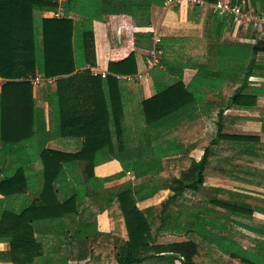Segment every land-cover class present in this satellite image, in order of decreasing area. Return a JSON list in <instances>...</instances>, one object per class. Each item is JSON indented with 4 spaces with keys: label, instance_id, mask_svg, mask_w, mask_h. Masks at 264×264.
<instances>
[{
    "label": "trees",
    "instance_id": "1",
    "mask_svg": "<svg viewBox=\"0 0 264 264\" xmlns=\"http://www.w3.org/2000/svg\"><path fill=\"white\" fill-rule=\"evenodd\" d=\"M83 1L64 0L61 5L67 17L41 18L38 24L34 12L57 9V0H0V15H7L9 21L0 27V77L7 79L0 85V194L32 195L29 203L18 209L6 207L0 211V242L9 244L8 257L13 264H68L62 244L85 242L98 230H105L106 210L117 200L127 232V240L114 255L118 264L147 260L193 264L197 254L194 240L156 243L154 236L197 232V214L191 211L192 206L179 204L173 208V203L186 190L197 191L208 148L200 160L191 159L183 177L135 184L128 180L112 188H104L103 184L127 173L135 180L161 173L163 159L181 153L184 146L176 138L159 136L183 120H193L208 92L220 91L230 82L236 86L230 100L240 105L251 99L247 105L252 106L257 96L264 95V82L253 87L249 81L250 76L264 77V59L257 58L259 52H264V43L256 40L252 45H230L228 58L219 60L216 72L197 70L187 85L182 82L186 66L175 68L161 57L154 67V72L160 74L152 76L154 95L134 103L125 100L123 88L127 81L115 77L136 72L133 52L120 61L109 62V74L104 78L92 75L87 68L78 70L96 62L93 15L81 9ZM203 1L210 4L217 0ZM229 2L234 4L236 0ZM261 7L264 12V2ZM200 9L185 4L177 7L183 20H196ZM72 12L85 18L73 21L68 17ZM146 36L149 42L151 35ZM249 36L256 38L255 33ZM162 39L156 42L161 51ZM36 72L57 77V89L48 95L47 130L34 122L35 103L27 79ZM166 74L173 76L171 81L164 80ZM225 110L226 106L217 113V139L222 137L220 120ZM56 136L82 137L83 145L75 153L47 148L46 143ZM113 159L120 163L121 171L95 177L93 168ZM33 162L40 164V169L28 170ZM193 171L195 179L187 181ZM66 189L69 193L60 199L59 192ZM162 189H168V193L158 205L159 224L152 231V220L137 202ZM85 199L97 207L96 220L80 218ZM237 250L242 251L239 246ZM231 255L247 262L236 253Z\"/></svg>",
    "mask_w": 264,
    "mask_h": 264
},
{
    "label": "crops",
    "instance_id": "2",
    "mask_svg": "<svg viewBox=\"0 0 264 264\" xmlns=\"http://www.w3.org/2000/svg\"><path fill=\"white\" fill-rule=\"evenodd\" d=\"M86 1H83L81 9L90 11L93 15L96 62L94 66L78 70L97 68L109 74V62L120 61L133 52L136 72L127 75L135 76L148 70L147 56L154 40L171 37L169 41L161 40L162 51L157 47L160 50L158 59L160 61L163 57L175 68L186 66L182 70V82L187 85L197 70L216 72L219 60L228 58L230 45H252L255 42V38L249 36L254 31L248 22H237L230 16L214 13L208 6L201 7L196 20H183L177 7L164 6V0H88L90 3L87 4ZM242 1L251 12L263 11L261 6L264 0H255L253 5L251 0ZM59 3L60 0H57L58 6ZM55 10L35 11V22L39 24L41 18H56L52 15ZM68 17L73 21L85 18L84 15L73 12ZM8 22L7 15H0V27ZM146 35H151L149 42ZM257 58L264 59V52H259ZM155 66L140 79H125V100L138 103L154 95L152 76L160 74L154 72ZM53 77L55 82L52 85L32 86L34 122L46 130L49 128L50 113L48 95L57 89V77ZM172 78L170 74L164 76L166 81H171ZM3 79L4 82L7 80ZM249 81L253 87H259L264 82V77L250 76ZM235 87L228 82L220 91L208 92L198 106L197 116L193 120H183L166 131V138H176L183 144L184 150L163 160V173L170 167H175V161L179 162L180 172L187 170L193 157L191 152L197 149L198 161L205 149H209L208 161L202 172L203 180L197 188V264H264V95L257 96L252 106L247 105L251 99L237 105L230 100ZM225 106L226 110L220 120L222 137L217 139V113ZM54 120L58 121L57 118ZM83 140L76 136H56L46 143V147L75 153L82 147ZM83 165L81 163L82 167ZM40 167V164L34 162L28 164L30 171ZM120 171L121 165L115 159L93 168L97 178ZM173 176L179 177L175 173ZM148 179L150 176L132 180L125 175L105 182L103 187L112 188L128 180L135 184ZM68 193V189L59 192V198L63 199ZM167 193L168 189H162L137 202V206L153 223L158 221L156 208L158 209ZM31 198L30 193L12 197L0 194V211L6 207L18 209L29 203ZM98 214L96 213L95 220L99 218ZM103 219L105 230H98L90 240L62 244L61 250L69 255L68 264H118L114 252L127 240V232L117 200L108 206ZM158 224L152 231H155ZM181 235L162 233L154 238L156 243H168L171 239H159L173 236V241H179V238H183ZM235 246H239L242 251L238 252ZM8 250L9 244L0 242V264H13L8 257ZM232 252L242 256L247 262L234 257ZM149 262L153 261L138 264Z\"/></svg>",
    "mask_w": 264,
    "mask_h": 264
},
{
    "label": "built area",
    "instance_id": "3",
    "mask_svg": "<svg viewBox=\"0 0 264 264\" xmlns=\"http://www.w3.org/2000/svg\"><path fill=\"white\" fill-rule=\"evenodd\" d=\"M64 0H60L58 8L52 12L53 17L61 18L65 16L64 10L62 8V2ZM185 4L188 7L193 6H199V7H205L208 6L211 8V10L214 13H217L219 15H225L230 16L234 19V21L237 22H248V24L251 26L252 30L255 33V41L261 40L264 43V12L260 13H254L250 10H245L244 1L241 3H230L225 0H217L215 3H206L203 0H164L163 5L164 6H173V7H179L180 5ZM243 4V5H242ZM159 41V38L154 40L153 47L148 51L147 56V69L145 72L138 73L135 76L132 75H115L116 78H122V79H140L142 76L147 75L149 70L157 65L159 63L158 54L160 53V50L156 47V42ZM92 75H99L101 77H106L108 75V72L105 70H99L97 68H91L90 69ZM28 82L32 86H39V85H52L55 82V77L53 76H42L39 73H36L34 76L29 77ZM4 82V79L0 77V84Z\"/></svg>",
    "mask_w": 264,
    "mask_h": 264
},
{
    "label": "rangeland",
    "instance_id": "4",
    "mask_svg": "<svg viewBox=\"0 0 264 264\" xmlns=\"http://www.w3.org/2000/svg\"><path fill=\"white\" fill-rule=\"evenodd\" d=\"M236 2H237V0H236ZM241 2H242V0H240V3ZM244 6H245V3H244ZM245 10H251V9L248 7L247 9L245 8ZM166 137H167L166 136V132L163 133V135L161 134V136H159L160 139H167ZM191 157H192L193 160H197V149L194 150L193 152H191ZM177 163H179V162L175 161L174 162L175 167H173V168L170 167L164 173L162 171L160 174H156L155 176H150V179H156V180H159L160 182L163 181V180H165V179L169 180L172 177H174L173 176V173H175L176 175H179V177H183L184 174L185 175L187 174V170L180 172L179 171V165ZM163 170H164V167H163ZM126 175L130 176V178L132 180H134L133 179V175L131 173H127ZM194 179H195V171H193L191 173V176L188 178L187 181H192ZM179 204H182V206H186V205L187 206H192L191 207V211L193 213H196L197 214V191L186 190L184 192L183 196L179 197L178 200L173 203V208L174 207L177 208L176 205H179ZM80 210H81V215H80V218L81 219L92 220V219H95V215H96L98 209H97V207L94 204H92L90 202L89 199H85L84 202H83V204H82V206L80 207ZM156 211H158L157 208H156ZM148 219L151 221V218L150 217H148ZM157 223H159V222L158 221H155L154 223H152V230H154V226ZM181 237H183V238L182 239L179 238L180 240H183V239H192V240H194L197 243V232H195V231L194 232H191V233L182 234ZM168 239L169 240L171 239V241H173L172 240L173 239V236L166 237V238H160L159 240L160 241H165V240H168ZM115 253H116V251L114 252V255H115ZM111 254H113V253H111ZM68 259H69V255H68ZM111 259H112V257H111ZM146 264H160V263H158L156 261H153V262H149V263H146ZM175 264H181V262L180 261L179 262L176 261ZM193 264H197V254L193 258Z\"/></svg>",
    "mask_w": 264,
    "mask_h": 264
}]
</instances>
